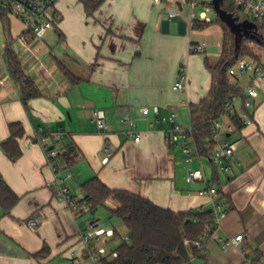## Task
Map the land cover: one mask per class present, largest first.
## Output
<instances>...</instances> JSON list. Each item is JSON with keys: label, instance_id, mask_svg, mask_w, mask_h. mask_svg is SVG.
<instances>
[{"label": "crops", "instance_id": "crops-1", "mask_svg": "<svg viewBox=\"0 0 264 264\" xmlns=\"http://www.w3.org/2000/svg\"><path fill=\"white\" fill-rule=\"evenodd\" d=\"M56 10L60 21L45 39L0 12V144L10 137L11 122L20 121L25 129L17 160L0 145V174L20 197L10 212L1 206L0 264H71L70 251L79 246L78 231L86 226L85 217H74L54 196L45 152L29 141L40 127L51 145L60 150L74 145L79 151L71 169L62 171L77 198L85 196L80 183L98 176L110 188L141 194L161 207L213 210L212 198L199 194L206 181L186 180L187 170L202 163L207 178L217 179L227 213L202 255L189 264H264V79L239 75L240 91L252 81L258 95L249 122L223 137L239 140L230 171L200 153L187 163L182 143L171 136L176 125L191 129V105L212 87L209 59L189 51L194 41L211 45L205 33L209 24L192 25L188 0H104L93 14L81 0H59ZM171 11L176 15L170 17ZM220 27L222 41L214 46L222 48ZM12 54L40 91L27 104L10 72ZM184 63L186 89L175 90ZM61 64L80 80L71 82ZM145 106L147 115L141 111ZM95 108L106 111V132L92 119ZM125 108L142 133L140 142L121 123ZM56 132L62 133L60 139L53 137ZM107 149L112 154L105 161ZM31 220L37 221L35 227ZM241 233L246 250L225 245Z\"/></svg>", "mask_w": 264, "mask_h": 264}, {"label": "built area", "instance_id": "built-area-1", "mask_svg": "<svg viewBox=\"0 0 264 264\" xmlns=\"http://www.w3.org/2000/svg\"><path fill=\"white\" fill-rule=\"evenodd\" d=\"M59 0H0V12L19 19L25 27L26 32H32L36 38L45 39L47 32L52 29L57 22L60 21V15L56 10ZM214 0H188L192 7L190 15L193 26L211 22L213 19L208 16L207 12L213 9ZM237 6L248 7L251 11V18H245L253 21L255 27L251 30V34L258 38L264 37V0H232ZM201 7L199 15L195 9ZM176 15L175 11H171L170 17ZM240 20H243L240 18ZM208 43L205 41H194L189 45L190 53H200L207 49ZM248 50L253 52L255 56L245 55L241 57L236 64L228 70L229 82L236 88H240L239 75L252 74V80L264 79V45L257 43L255 40H248L245 43ZM188 81V65L184 63L180 66L178 72V80L174 85L175 90L183 91L186 89ZM258 95L255 84L251 81L238 95L232 96L226 102L224 111L214 119L210 128L212 137L216 141V146L210 151L211 161L222 167L223 172H229L231 165L229 160L234 157L239 145V140L224 139L226 133L236 130L233 117L238 116L239 120L246 125L250 119L249 108L252 107L254 99ZM244 97L242 107L238 108L237 100ZM142 113L147 115L149 108H142ZM92 119L101 132H106L109 128L106 111L101 108H95L92 112ZM175 121L174 116L171 118ZM121 123L127 126L128 133L134 137L136 142L142 139V133L137 130L135 122L131 119L128 108H125L121 118ZM191 129H184L178 125L172 130L171 141H180L183 146V152L186 156V162L190 163L199 155L197 146L190 139ZM55 139L62 137L61 132L53 134ZM31 143L40 144L45 152L48 165L53 172L54 196L61 202H64L68 209L76 218L85 217L86 226L78 231L79 246L70 251L71 264H112L119 256L118 246L121 243L131 242L129 232H121L117 227L107 226L100 222V219L91 215V206L84 198L75 197L71 187L67 184L68 176L62 174L67 167V163L60 155V149L49 143V135L40 127L35 131L33 137L29 139ZM112 154L107 149L105 161L109 160ZM186 180L194 182L204 180L207 188L200 190V195H208L213 200L212 215L213 223L206 224V231L199 240L185 239L186 244H194L201 249H205L208 242L215 237V231L220 225V219L227 213L224 204L218 199L219 192L212 180L208 179L203 164L197 168H189L186 173ZM89 215V216H88ZM2 218V208L0 205V220ZM29 224L33 227L37 225L36 220H31ZM244 234H238L234 238L227 240L225 245H234L246 250L244 244Z\"/></svg>", "mask_w": 264, "mask_h": 264}, {"label": "trees", "instance_id": "trees-1", "mask_svg": "<svg viewBox=\"0 0 264 264\" xmlns=\"http://www.w3.org/2000/svg\"><path fill=\"white\" fill-rule=\"evenodd\" d=\"M81 1L88 14H93L104 2V0ZM222 7L240 17L239 12L242 7L237 6L232 0H223ZM213 21L221 24L224 32L221 57L215 64L207 61L213 83L208 95L199 103L191 105L190 132L199 153L209 158L212 157L210 151L216 146L210 124L224 111L227 100L240 92L239 88L229 82L228 70L241 57L255 56L245 45L248 40H255L264 45V37L249 36L243 37L240 48L236 49L235 35L218 15L211 22L204 23V26ZM199 25L203 27V24ZM227 35L230 36V46H227ZM61 66L71 82L77 83L80 80L64 64ZM9 68L12 77L20 86L25 104L30 98L40 95L34 79L25 72L20 60L14 54L9 57ZM242 99L244 101L245 98ZM233 120L237 131L244 127L238 116H234ZM9 128L10 137L0 145L11 160H17L22 153L19 138L24 135L25 129L20 121L11 122ZM60 155L65 159L67 168L71 169L76 163L79 151L74 145H70L61 149ZM213 183L216 185V178L213 179ZM80 188L85 194L84 200L91 206L93 212L100 207H106L112 217L122 221L131 235V242H124L118 246L119 256L112 264H189L193 256H201L204 252V249L194 244H186L185 239L199 240L203 236L206 224L214 222L212 210L175 211L161 207L141 194L127 189L110 188L98 176L81 182ZM218 192L221 193L219 189ZM19 198L0 174V205L5 212H10ZM111 200L114 201L113 206L109 207L107 203Z\"/></svg>", "mask_w": 264, "mask_h": 264}, {"label": "rangeland", "instance_id": "rangeland-1", "mask_svg": "<svg viewBox=\"0 0 264 264\" xmlns=\"http://www.w3.org/2000/svg\"><path fill=\"white\" fill-rule=\"evenodd\" d=\"M203 10V8L198 7L195 9V12L197 15H199L200 11ZM208 16L211 17L213 20L216 19L217 14L214 9H210L207 12ZM240 18H251V11L248 7H242L240 12ZM205 29V33L207 34L206 38L211 41V45L207 47V49L200 53H194L202 56L204 59L208 58L210 63L215 64L219 61L221 57V50L222 48L218 46H214L216 40L222 41V31L220 24L217 21H213L210 23ZM210 32V33H209ZM228 41L227 46L231 45L230 36L227 35ZM229 48V47H228ZM111 202H114L113 200L109 201L107 203V206H113ZM100 219V222L107 226H114L117 227L121 232L125 233L128 232L126 226L122 223V221L117 217H112L106 207H100L98 210H96L93 214ZM89 216V215H88Z\"/></svg>", "mask_w": 264, "mask_h": 264}, {"label": "water", "instance_id": "water-1", "mask_svg": "<svg viewBox=\"0 0 264 264\" xmlns=\"http://www.w3.org/2000/svg\"><path fill=\"white\" fill-rule=\"evenodd\" d=\"M223 0H214L213 6L216 14L219 18L230 28L235 35L236 49H239L243 37H254L251 34V30L256 26L255 23L249 19L240 20L239 16H235L233 13L228 12L222 7Z\"/></svg>", "mask_w": 264, "mask_h": 264}]
</instances>
